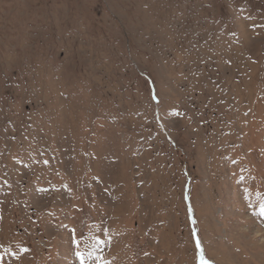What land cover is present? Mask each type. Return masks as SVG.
Segmentation results:
<instances>
[{"label":"rangeland","instance_id":"rangeland-1","mask_svg":"<svg viewBox=\"0 0 264 264\" xmlns=\"http://www.w3.org/2000/svg\"><path fill=\"white\" fill-rule=\"evenodd\" d=\"M262 204L264 0H0V264H264Z\"/></svg>","mask_w":264,"mask_h":264},{"label":"snow or ice","instance_id":"snow-or-ice-1","mask_svg":"<svg viewBox=\"0 0 264 264\" xmlns=\"http://www.w3.org/2000/svg\"><path fill=\"white\" fill-rule=\"evenodd\" d=\"M260 211H261V214L264 215V204L261 205ZM197 247L198 248L201 247L199 240L197 241ZM77 255L80 256L82 254L77 253ZM199 260H200V264H209V262L207 260H205V257L203 255V252H201V255L199 257Z\"/></svg>","mask_w":264,"mask_h":264},{"label":"bare ground","instance_id":"bare-ground-1","mask_svg":"<svg viewBox=\"0 0 264 264\" xmlns=\"http://www.w3.org/2000/svg\"><path fill=\"white\" fill-rule=\"evenodd\" d=\"M257 232L259 233L260 231L257 230ZM261 235H262V233L260 235H258V236H261ZM261 245L263 246L264 245V242H262Z\"/></svg>","mask_w":264,"mask_h":264}]
</instances>
